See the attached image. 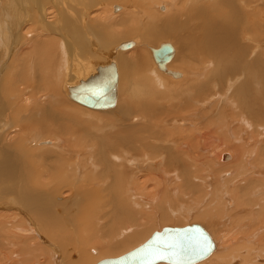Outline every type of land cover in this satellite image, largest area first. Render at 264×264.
<instances>
[{
	"label": "bare ground",
	"instance_id": "6f19581e",
	"mask_svg": "<svg viewBox=\"0 0 264 264\" xmlns=\"http://www.w3.org/2000/svg\"><path fill=\"white\" fill-rule=\"evenodd\" d=\"M146 1L43 0L12 27L0 0V264H95L179 219L214 245L192 264H264V0ZM136 31L187 46L103 49ZM108 64L111 105L75 101Z\"/></svg>",
	"mask_w": 264,
	"mask_h": 264
},
{
	"label": "water",
	"instance_id": "95a60500",
	"mask_svg": "<svg viewBox=\"0 0 264 264\" xmlns=\"http://www.w3.org/2000/svg\"><path fill=\"white\" fill-rule=\"evenodd\" d=\"M130 44V42H124L119 47L127 48ZM150 52L154 62L162 68L170 58L172 47L168 43H161ZM106 74L114 76L111 64L98 67L93 79L78 84L76 89L70 92L71 97L92 109L110 106L112 96H109L107 92L112 83L105 79ZM213 247L210 237L199 225L192 224L180 228L163 227L153 232L137 248L119 257L103 259L95 264H156L158 262L192 264L208 255Z\"/></svg>",
	"mask_w": 264,
	"mask_h": 264
},
{
	"label": "rangeland",
	"instance_id": "374dc122",
	"mask_svg": "<svg viewBox=\"0 0 264 264\" xmlns=\"http://www.w3.org/2000/svg\"><path fill=\"white\" fill-rule=\"evenodd\" d=\"M20 0H8V2L6 3V5L7 6H5V8H7V10H6V17H7V19H8V21H9V23H11V26L12 27H14L16 24H17V21H18V19H19V17H23V19L24 20H26L27 19V17H28V14L30 13L31 14V12H29V9L31 8V7H37V5H38V3L40 2H42L43 0H37V3H36V5H34V6H32V4L31 3H29V1L28 0H21L20 2H19ZM39 1V2H38ZM95 1H97V0H94V2L93 3H95ZM105 1H113V0H105ZM129 2L130 1H138V2H140L141 0H128ZM11 2V3H10ZM22 2V3H21ZM24 2V3H23ZM122 2H124V1H116V2H114V3H122ZM142 2L144 3V4H148V2L146 1V0H142ZM19 3V4H18ZM39 3V4H40ZM63 5H65L66 4V0H62V2H61ZM125 3V2H124ZM31 4V5H30ZM21 7H20V6ZM25 6V7H24ZM9 7V8H8ZM14 7V8H13ZM20 8V9H19ZM10 9V10H9ZM21 11V12H20ZM58 11L60 12V14H64L63 13V10L62 9H58ZM20 14V15H19ZM15 16L17 17V18H15ZM63 19V17L61 16V20ZM1 20V19H0ZM147 34H149L148 32L145 34L144 32H138V31H136L135 32V34H127V35H123V36H121V37H118V38H116V39H112L111 41H109V42H107V43H104V45H105V47L103 46V49H105V48H107V47H109L110 45H114L115 43H117V42H119V41H121V40H128V39H132V38H141V39H143V40H145V41H147V42H149V43H151V44H153V45H155V42H157V40L159 41V40H162V39H167V38H170V39H172L173 41H174V43L175 44H178V46H179V48H181V49H183L184 47H186L187 46V44H183V42H182V39L181 38H179L177 35H175V34H172V35H169V34H165V33H162V32H159V35H154L153 36V34H149V35H147ZM129 35V36H128ZM152 35V36H151ZM125 36V37H124ZM150 36V37H149ZM187 36V35H186ZM190 36V35H189ZM174 37V38H173ZM152 38V39H151ZM155 38H157V39H155ZM176 40V41H175ZM178 40V41H177ZM80 46H79V53H85L86 54V50H84L85 49V47L84 48H81V50H80ZM81 53V54H82ZM84 54V55H85ZM83 55V56H84ZM149 56V55H148ZM84 57H86V55L84 56ZM175 59V58H174ZM150 60V59H149ZM151 61V60H150ZM174 61V60H173ZM152 64V63H151ZM147 65L148 66H150V63H149V61H148V63H147ZM177 70V69H176ZM157 71V70H156ZM178 71V70H177ZM160 75H163V74H161L159 71H157ZM182 72V71H181ZM168 78V77H167ZM170 79V78H169ZM60 91H61V89H60ZM61 93H63L62 91H61ZM65 99H67L66 97H64ZM67 101H70V100H68L67 99ZM70 102H72V101H70ZM73 103V102H72ZM213 103V102H212ZM214 104V103H213ZM115 110V109H114ZM113 110V111H114ZM110 116H105V118H109ZM6 144V143H5ZM3 146V145H2ZM5 146V145H4ZM226 151V150H225ZM43 152V151H42ZM40 153H41V151H37V152H33V155L31 154L30 156H29V158H31V157H33L34 158V156L36 155V157H35V161H33L34 163L36 162H39V164L40 163H49V161H51V158H49V157H47V158H45V159H47L46 161L45 160H40V159H42V157H40V156H44V153H41V155H40ZM38 155V156H37ZM46 156H48V154L46 155ZM37 157H40V159H38ZM27 158V157H26ZM23 158H21V160H22ZM23 160H25V158L23 159ZM37 160V161H36ZM33 163V164H34ZM36 163H35V165H36ZM41 167V166H40ZM9 188H12L11 187V184H10V186H9ZM51 191H52V188H51ZM70 192V191H69ZM54 198L52 199V204L53 203H59V204H57V205H59V206H61V207H59V206H56V208H57V210H59L60 211V214L61 215H70V216H72L73 215V212H74V206H75V204L77 203V202H75V201H70L69 200V198H70V196H68V197H66V198H62V195L60 194V193H58V194H56L55 196H53ZM54 201V202H53ZM72 206H73V208H72ZM56 208H54V209H56ZM63 211V212H62ZM242 215V214H241ZM187 221V222H186ZM191 221L190 220H180L179 219V223L177 224L176 222H173V224H171V225H169L171 228H173V226L175 227V228H180V227H183V226H186V225H191L192 223H190ZM189 223V224H188ZM169 226H166V227H169ZM158 227L159 226H156V228L154 227V229L152 230V233H153V231L155 232L157 229H158ZM163 227H165V226H162L161 228H163ZM160 228V229H161ZM158 231V230H157ZM126 250H124L123 252H125ZM126 253V252H125ZM124 253V254H125ZM120 255H122V254H116V256H113V257H119ZM104 257V256H103ZM103 257H101V259L100 260H102V259H104ZM113 257L111 256V258H109V259H113ZM105 258H107V257H105Z\"/></svg>",
	"mask_w": 264,
	"mask_h": 264
}]
</instances>
